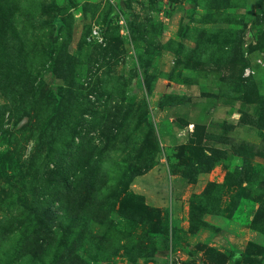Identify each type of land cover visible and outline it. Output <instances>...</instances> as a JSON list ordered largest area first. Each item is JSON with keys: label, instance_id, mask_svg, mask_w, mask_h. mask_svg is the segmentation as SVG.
I'll list each match as a JSON object with an SVG mask.
<instances>
[{"label": "rangeland", "instance_id": "374dc122", "mask_svg": "<svg viewBox=\"0 0 264 264\" xmlns=\"http://www.w3.org/2000/svg\"><path fill=\"white\" fill-rule=\"evenodd\" d=\"M0 264H264V0H0Z\"/></svg>", "mask_w": 264, "mask_h": 264}]
</instances>
